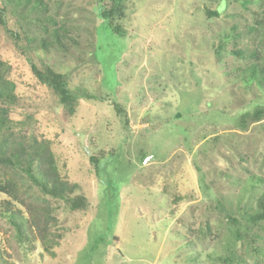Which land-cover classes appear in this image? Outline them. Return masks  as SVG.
Here are the masks:
<instances>
[{
    "label": "rangeland",
    "instance_id": "374dc122",
    "mask_svg": "<svg viewBox=\"0 0 264 264\" xmlns=\"http://www.w3.org/2000/svg\"><path fill=\"white\" fill-rule=\"evenodd\" d=\"M120 1L118 32L99 18L96 0L49 1L65 49L33 10L10 6L8 28L36 39L28 57L0 26V59L23 97L11 118L49 140L60 175L87 202L71 211L50 200L60 234L53 258L36 241L17 242L0 215V264H219L225 214L255 209L264 189L255 180H264V85L236 70L246 64L231 54L230 28L244 21L264 37V0H224L211 17L206 10L222 0ZM42 39L53 44L47 51ZM28 59L94 99L80 98L68 115ZM257 109L261 119L242 126ZM8 200L0 193V207ZM259 235L255 252L237 245L242 264H264Z\"/></svg>",
    "mask_w": 264,
    "mask_h": 264
},
{
    "label": "trees",
    "instance_id": "16d2710c",
    "mask_svg": "<svg viewBox=\"0 0 264 264\" xmlns=\"http://www.w3.org/2000/svg\"><path fill=\"white\" fill-rule=\"evenodd\" d=\"M49 1L51 0H0V26L11 40L15 51L24 57H28L36 39L30 38L26 31L8 28L10 6L33 10L34 23L42 24L43 32L52 37L55 44L66 48L62 42L66 37V30L64 27H57L53 18L47 16ZM96 2L99 18L107 22L114 32H118L115 22L124 16L123 3L120 0ZM224 4L222 0L216 11L206 10V14L209 17L218 16L219 10L224 9ZM255 23L263 24L259 21ZM230 29L231 54L246 64L236 70L248 74L260 85H264V37L259 39L256 26H249L244 21L237 22ZM38 45L47 51L53 44L42 39ZM28 62L35 79L57 95L58 103L68 115L74 114L80 98L94 99L92 95L80 96L72 93L60 75L52 71L44 73L29 59ZM9 72V64L0 59V193L9 198L2 203L0 215L5 217L6 223L13 229L17 242L36 241L41 245L43 252L53 258L54 248L59 245L60 234L52 231L56 220L50 200H63L71 211L85 209L87 202L85 197L78 193V185L69 183L60 175L49 140L40 134L24 132L25 122L11 118L12 111L20 107L23 97L16 92L15 85L9 80ZM262 115V109H257L252 114H243L240 117L241 125H245L247 121L258 122ZM98 154L99 158L104 157L103 152ZM91 161L96 167L99 159L92 156ZM255 180L264 184L261 178ZM243 210L244 213L239 219L230 212L225 214L229 239L224 254L219 258V264L244 263L237 252V245L256 251L259 233L264 231V189L255 201V209L248 207Z\"/></svg>",
    "mask_w": 264,
    "mask_h": 264
}]
</instances>
